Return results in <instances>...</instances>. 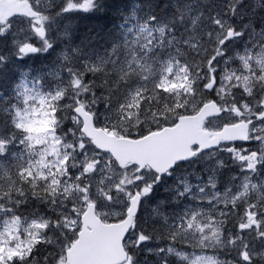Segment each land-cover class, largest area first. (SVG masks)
<instances>
[{
	"label": "snow or ice",
	"instance_id": "obj_1",
	"mask_svg": "<svg viewBox=\"0 0 264 264\" xmlns=\"http://www.w3.org/2000/svg\"><path fill=\"white\" fill-rule=\"evenodd\" d=\"M0 264H264V0H0Z\"/></svg>",
	"mask_w": 264,
	"mask_h": 264
}]
</instances>
